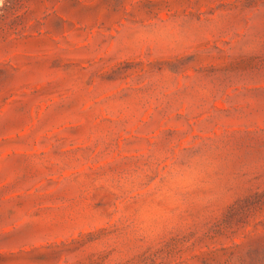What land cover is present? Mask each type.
I'll return each instance as SVG.
<instances>
[{
	"label": "rangeland",
	"instance_id": "obj_1",
	"mask_svg": "<svg viewBox=\"0 0 264 264\" xmlns=\"http://www.w3.org/2000/svg\"><path fill=\"white\" fill-rule=\"evenodd\" d=\"M0 264H264V0H0Z\"/></svg>",
	"mask_w": 264,
	"mask_h": 264
}]
</instances>
